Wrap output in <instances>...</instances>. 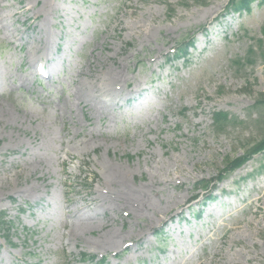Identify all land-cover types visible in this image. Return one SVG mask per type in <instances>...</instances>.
Here are the masks:
<instances>
[{"label":"rangeland","instance_id":"obj_1","mask_svg":"<svg viewBox=\"0 0 264 264\" xmlns=\"http://www.w3.org/2000/svg\"><path fill=\"white\" fill-rule=\"evenodd\" d=\"M228 1L0 0V264H264L263 153L189 203L264 138V0Z\"/></svg>","mask_w":264,"mask_h":264},{"label":"trees","instance_id":"obj_2","mask_svg":"<svg viewBox=\"0 0 264 264\" xmlns=\"http://www.w3.org/2000/svg\"><path fill=\"white\" fill-rule=\"evenodd\" d=\"M254 0H229V3L227 5V10L229 11H234V12H242V11H250V7H251V3ZM194 36L190 37L187 41L183 40L181 41L180 45L178 46V48L176 49V51L172 54V56L174 57H187L188 56V50L194 46ZM262 100H264V98H262ZM263 102L264 101H260ZM230 114L224 111H219V112H214L213 113V119H214V123L216 125L222 126L225 124V122H227L230 119ZM264 152V138L259 141L257 144L253 145V147H251L250 149H248L246 151V154L242 157H238L236 159H228L226 166L220 170L219 173V179L222 180L223 177H225L228 173L233 172L234 170L238 169L239 167H241L242 165H244L246 162H248L253 156L257 155V154H261ZM215 181L214 179H203L201 181L198 182L197 186H196V190H205V191H211L212 187H213V182ZM198 196V194H195L193 198H196ZM4 215L2 217H0V222L3 221ZM5 223V221H4ZM11 226V225H9ZM10 228V227H9ZM3 228L0 227V231ZM82 260L83 261H90L93 264H105V259L101 262H95V257L88 255V254H83L82 255Z\"/></svg>","mask_w":264,"mask_h":264},{"label":"bare ground","instance_id":"obj_3","mask_svg":"<svg viewBox=\"0 0 264 264\" xmlns=\"http://www.w3.org/2000/svg\"><path fill=\"white\" fill-rule=\"evenodd\" d=\"M120 23L121 22L119 21L118 24L120 25ZM43 48L44 47L33 45L30 49L33 52H40ZM38 62L40 63V61H38ZM38 62L36 60H32V66L36 67ZM110 72L111 73H105L106 76H102L101 75L99 77L98 75H94V77L92 78V81L99 85V88H98L97 92L96 93H93L92 91L85 92L82 89V92L81 93L78 92V94L76 95V98H77L78 102L80 104H82L84 102L85 106L89 102L92 105H95L105 94L115 93L114 89H116L118 87V84H119V82H121V79L123 78V75L120 72H118V71H116V73H113L112 70H111ZM93 91H95V90H93ZM97 110L102 111V107L100 105H97ZM114 183H117L120 186H122L124 189L129 190V191H125L123 193V195L119 194L120 197L122 195L121 198H123V197L129 198V201H126V204L124 203L125 205L129 206L128 204L131 203L132 207H134V210L136 212H141V211H144L146 209H148L147 211H149V206L146 203V202L149 201V199H147L145 195H141L140 193L136 192L135 190H132V187H130L127 184L128 182H127V179H126V175L124 173L117 174ZM132 199L137 201L136 205L131 202ZM173 200H175V199H173ZM170 202H173V201H170ZM147 206H148V208H147ZM170 206H172V204H170V203L162 204V207L164 209H167ZM154 214H156V212ZM113 239H116V238H113ZM107 244H108V242L106 240H104V239H102L100 241V245L102 246V248H105V249L108 248Z\"/></svg>","mask_w":264,"mask_h":264}]
</instances>
